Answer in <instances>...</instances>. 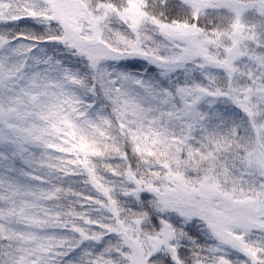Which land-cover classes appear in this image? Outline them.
<instances>
[{
    "label": "snow or ice",
    "instance_id": "6c2138e0",
    "mask_svg": "<svg viewBox=\"0 0 264 264\" xmlns=\"http://www.w3.org/2000/svg\"><path fill=\"white\" fill-rule=\"evenodd\" d=\"M0 264H264V0H0Z\"/></svg>",
    "mask_w": 264,
    "mask_h": 264
}]
</instances>
